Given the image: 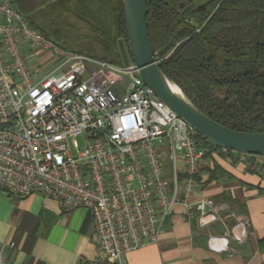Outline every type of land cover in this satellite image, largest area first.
<instances>
[{"label":"built area","instance_id":"obj_1","mask_svg":"<svg viewBox=\"0 0 264 264\" xmlns=\"http://www.w3.org/2000/svg\"><path fill=\"white\" fill-rule=\"evenodd\" d=\"M29 48L57 66L39 77L40 69L27 66ZM78 137L85 139L83 149ZM202 139L143 83L131 62L117 66L63 50L31 28L10 0H0L4 192L40 193L66 211L87 208L100 257L127 264L128 253L157 241L162 221L177 206L201 227L223 220L225 204L190 200L206 152ZM228 238L241 241L235 234ZM0 264H8L1 246Z\"/></svg>","mask_w":264,"mask_h":264},{"label":"trees","instance_id":"obj_2","mask_svg":"<svg viewBox=\"0 0 264 264\" xmlns=\"http://www.w3.org/2000/svg\"><path fill=\"white\" fill-rule=\"evenodd\" d=\"M10 1L31 28L63 50L122 65L117 45L118 40L126 43L122 0ZM146 3L148 36L163 73L216 123L264 133V0ZM71 18L86 31L78 33ZM202 141L206 152L196 182L202 172H211L208 162L217 172L213 154L233 153ZM79 264L110 263L99 259Z\"/></svg>","mask_w":264,"mask_h":264},{"label":"crops","instance_id":"obj_3","mask_svg":"<svg viewBox=\"0 0 264 264\" xmlns=\"http://www.w3.org/2000/svg\"><path fill=\"white\" fill-rule=\"evenodd\" d=\"M213 154L217 172H202L192 202L225 204L221 222L204 227L182 206L164 218L154 244L128 253L127 264H264V159ZM229 234L241 241L223 238ZM14 243L9 248V243ZM0 246L8 264H79L102 259L90 211L63 210L40 193L19 197L0 189ZM103 260V259H102Z\"/></svg>","mask_w":264,"mask_h":264},{"label":"water","instance_id":"obj_4","mask_svg":"<svg viewBox=\"0 0 264 264\" xmlns=\"http://www.w3.org/2000/svg\"><path fill=\"white\" fill-rule=\"evenodd\" d=\"M146 0H122L126 43L118 40L122 64L131 62L143 83L210 144L237 154L264 157V133L228 129L202 113L158 66L147 31Z\"/></svg>","mask_w":264,"mask_h":264},{"label":"rangeland","instance_id":"obj_5","mask_svg":"<svg viewBox=\"0 0 264 264\" xmlns=\"http://www.w3.org/2000/svg\"><path fill=\"white\" fill-rule=\"evenodd\" d=\"M39 1L40 0H37V3H40ZM70 20L73 23V25L75 26L74 28L78 31V33L86 31L87 27L85 25L76 22L73 18H71ZM26 53H27V55L31 56V59L28 61L27 66L31 70L40 69L41 71L38 74L39 77H43V76L47 75L49 72H51L57 66V63H55V61L52 58L40 53L39 51H32L29 48V49H27ZM46 58L48 59L47 65L45 67L39 66V62H42L43 59H46ZM76 145L78 146L79 149H83L85 146L84 137H78L76 139ZM166 166H168V165L166 164Z\"/></svg>","mask_w":264,"mask_h":264}]
</instances>
